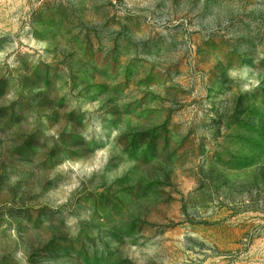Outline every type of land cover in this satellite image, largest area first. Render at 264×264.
<instances>
[{
	"label": "rangeland",
	"instance_id": "rangeland-1",
	"mask_svg": "<svg viewBox=\"0 0 264 264\" xmlns=\"http://www.w3.org/2000/svg\"><path fill=\"white\" fill-rule=\"evenodd\" d=\"M0 264H264V0H0Z\"/></svg>",
	"mask_w": 264,
	"mask_h": 264
}]
</instances>
